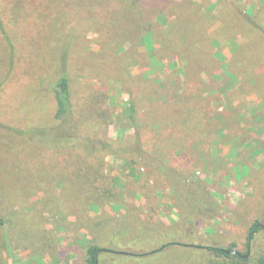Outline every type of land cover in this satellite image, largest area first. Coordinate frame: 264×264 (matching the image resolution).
<instances>
[{
	"label": "rangeland",
	"instance_id": "obj_1",
	"mask_svg": "<svg viewBox=\"0 0 264 264\" xmlns=\"http://www.w3.org/2000/svg\"><path fill=\"white\" fill-rule=\"evenodd\" d=\"M124 4L133 23L118 15ZM144 19L156 40L143 39ZM64 53L80 130L104 148L92 157L110 181L96 199L76 179L50 178L63 153L25 149L18 134L60 124ZM132 98L148 147L162 152L138 169L123 153ZM184 106L198 121L186 124ZM0 122V174L14 180L0 202V264H89L93 244L106 249L99 264H207L195 246L147 254L174 241L264 251V230L247 245L264 223V0H0Z\"/></svg>",
	"mask_w": 264,
	"mask_h": 264
},
{
	"label": "trees",
	"instance_id": "obj_2",
	"mask_svg": "<svg viewBox=\"0 0 264 264\" xmlns=\"http://www.w3.org/2000/svg\"><path fill=\"white\" fill-rule=\"evenodd\" d=\"M101 1L102 0H86V2H91L95 5L96 3H101ZM83 5L86 6L87 4ZM132 7L134 10H132L125 4L123 6L120 5L119 8H117L120 12L118 15L126 17L130 22L133 23L131 15L136 12V9L134 8V6ZM151 23L152 21L147 19L140 21L138 29L141 32L143 39L147 34H151L156 40L155 33L152 32V28L150 25ZM179 24L180 21L178 22L177 27H179ZM122 28L123 32L126 35H131L132 30L128 29L130 27ZM4 33L5 36L9 38L8 32L5 31ZM10 44L12 45L11 42ZM68 58L69 57L67 53H64L63 59L61 60L59 78L56 80L53 88L54 97L57 102L55 119L58 120L60 124L52 126H32L28 128H21L20 130H18V134L23 137L26 143L25 149L31 148L32 150H35L37 148H40L42 150H55L56 152L63 153L60 160H56V162L53 160L55 170L51 173L52 176H50V178L52 180H55V178L59 176L58 174L60 172V174H62L61 184L63 187L71 184V182L76 179L79 185V192L85 196L93 197V199H96V197L92 195L101 197L103 192L100 190L103 189L101 188V186L103 185V183H105L104 179L110 181V178L105 172V164L103 163V161H93L95 155L92 157L94 153L96 154L98 150H103L104 148L98 142H91V140L93 139L80 130L81 124L79 119L81 116L79 114L80 112H78V110L74 106L71 80L67 72ZM128 61L133 63L135 59L134 57H132L129 58ZM191 63L188 66H190ZM199 69L201 70V67H199ZM200 70L198 71V73L200 72ZM128 72L129 69L127 68L124 73H126V75L128 76ZM187 102H192V104L195 105L194 99L188 93L185 96V101L183 102V104ZM139 108L140 106H137L134 98H132L130 106H128L125 112L130 116V120L134 122L135 134L133 135V139L129 137L128 140H126V143L124 145L126 152H123L127 155H130L128 156L129 165L135 166L137 167V169L139 168V166H142V164L143 166L151 165L154 163V160H161L162 154V152H156V149L153 146L148 147L149 144L146 138V132L144 129H142V126L140 124ZM187 108L189 109L186 111ZM195 116H197V120H194ZM183 117V120L186 121L187 124L189 122L198 121L199 113H197V110H195V106H184ZM192 117L193 119L189 121L188 118ZM169 124L171 125V123ZM2 126L3 124L0 122V127ZM103 145L105 149L109 148V151L111 150L112 152H114V144L110 142H104ZM159 145H161V143H159L158 145L156 144V146ZM62 165H65V167H63ZM55 171H57L58 173H55ZM67 178H71V181H66ZM13 183V176L5 173L0 174V202L5 201V197H7V189L9 190L8 187H10L11 189L12 186H14ZM39 185L40 182H38V180L31 181L29 183V186L31 188H33L34 186L38 187ZM26 187L27 184L23 183V186L20 190L23 191L26 189ZM28 190L25 193H28ZM69 196L74 197L72 193ZM1 222L4 223L6 221L4 218H1ZM263 230L264 223L259 219L255 220L250 226L247 236V245L249 247L255 240L257 233ZM169 246L176 247L177 252H190V250H192L194 246L207 249L210 254L207 264H264V251H262L257 256H253L248 251H234L233 247L229 249L231 250V252H229L227 249H224L217 245L196 246L180 241L166 243L158 249L147 252V254L160 251L162 248ZM105 250L106 249L101 245L93 244L89 246L87 251L89 256L88 263L99 264L100 254Z\"/></svg>",
	"mask_w": 264,
	"mask_h": 264
},
{
	"label": "water",
	"instance_id": "obj_3",
	"mask_svg": "<svg viewBox=\"0 0 264 264\" xmlns=\"http://www.w3.org/2000/svg\"><path fill=\"white\" fill-rule=\"evenodd\" d=\"M229 252H231V250H228ZM120 253H122V254H130V252H128V251H120Z\"/></svg>",
	"mask_w": 264,
	"mask_h": 264
}]
</instances>
